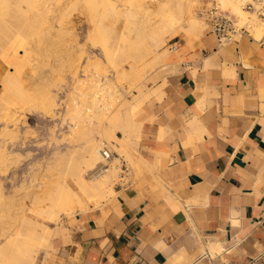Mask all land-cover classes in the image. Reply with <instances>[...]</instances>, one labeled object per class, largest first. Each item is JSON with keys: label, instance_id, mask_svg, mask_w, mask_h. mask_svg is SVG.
I'll use <instances>...</instances> for the list:
<instances>
[{"label": "crops", "instance_id": "obj_1", "mask_svg": "<svg viewBox=\"0 0 264 264\" xmlns=\"http://www.w3.org/2000/svg\"><path fill=\"white\" fill-rule=\"evenodd\" d=\"M184 41L138 116L142 173L42 264H264V32Z\"/></svg>", "mask_w": 264, "mask_h": 264}, {"label": "bare ground", "instance_id": "obj_2", "mask_svg": "<svg viewBox=\"0 0 264 264\" xmlns=\"http://www.w3.org/2000/svg\"><path fill=\"white\" fill-rule=\"evenodd\" d=\"M81 1L83 0H0V85L2 86L0 89V121L3 122L2 127L0 126V170L5 169L8 161L18 159L12 151H15L14 149L19 144L26 143L19 137L21 131L19 126L27 120L20 119L19 116L12 118L16 115L15 112H18L15 110L21 108L20 110L24 111L27 107L30 110L31 104L27 107L24 105L36 99L41 101L45 111L47 109L50 112L56 105L52 91L48 88L47 76H43L44 80L39 82L43 88L38 93L32 90L35 86L32 82L34 73H27L28 70L25 69L31 63L32 41L34 38L38 39L48 34L66 35V37L71 35V28L68 27L69 25L65 26V15L61 11L67 8L68 12V7L71 11L77 9ZM215 2L220 11L234 18L238 26H247L251 34L258 38L263 34L264 17L244 9L241 0H215ZM200 4L201 0H162L155 10L144 8V11L142 8L143 13L133 9L122 13L117 10L111 0H93L87 8L86 17L95 24L94 33L89 31L93 34L91 36L95 37V40L96 37L103 38L104 45L107 47L105 52L109 57L115 54L114 48L111 47L112 39L120 38L121 43L115 51L118 53L123 51L122 53H125L128 58L134 59L128 68L123 71L119 69V72L124 73L146 66L149 61H153L150 62L153 64L160 57L172 60L176 54H172L171 49L167 47L168 41L179 33L185 36L189 45L198 40L203 35L205 24L194 16L193 8ZM54 8L57 10V14L53 12L55 17L51 16V11L56 12ZM71 11L67 13V16L71 14ZM119 16L124 17L125 21L128 20L127 22L130 23L128 35H117L113 26L107 22L112 17L119 18ZM71 21L74 22V20ZM88 30L91 29L88 28ZM150 41L153 43L150 44ZM152 44L155 50L151 47ZM100 67L95 60H88L84 68L87 71L86 78L75 80V92L79 93L78 95L81 96L79 98L86 107L82 108L81 102L76 100V93L73 94V104L69 106V110L74 113L73 119L77 121H74L70 138L76 137V140L80 138V142L69 147L63 154L61 153L70 159V162L66 160L70 165L68 172L66 171L69 177L65 175L66 169L59 174H49V182L45 184L43 182L45 188L40 191L41 193L37 191L38 194L35 192V196L32 195L36 206L51 202L58 209L65 211L66 215H71L76 208L87 211L100 206L106 199L116 195L110 171H115L119 167L115 165L108 171L98 174L103 159L102 146L107 141L121 151L127 150L132 133L139 132L140 134L142 123L138 120V116L145 97L136 104L129 102L130 104L119 106L117 101L120 93L106 78L105 81L102 77L100 78L103 75ZM24 69L27 71L25 72ZM85 85L91 88L90 95L84 92L85 87L83 89V86ZM86 113L88 116L84 117ZM118 130L124 133L123 137L116 134ZM59 158L63 159L62 156ZM3 197L5 195L3 196L0 190L1 203L5 202ZM6 203L4 204L8 206ZM34 212L22 205L15 221L0 228V264H37L40 252L50 247L56 226L49 225L43 220L40 221L39 218L35 219L31 215ZM1 213L4 212L1 210ZM37 214L51 222L58 223L60 220L52 209Z\"/></svg>", "mask_w": 264, "mask_h": 264}, {"label": "rangeland", "instance_id": "obj_3", "mask_svg": "<svg viewBox=\"0 0 264 264\" xmlns=\"http://www.w3.org/2000/svg\"><path fill=\"white\" fill-rule=\"evenodd\" d=\"M92 1L93 0H83L81 1L80 6L77 9H74L72 11L68 7V12L71 11V14H69L68 16H67L68 13L67 8L61 11L65 15L64 17L66 19L65 26L69 25L68 27L71 28V32H72L71 35H67L66 37V35L52 36L48 34L42 36L43 38L42 37L38 39L34 38V40L32 41L31 44L32 52L30 57L31 63H29L30 66L27 65L28 67L26 66L27 68H25L28 71L25 69L24 71L25 72L27 71V73H31V72L34 73V74L32 73L34 75L32 82L33 85L35 86L32 90H34V92L37 93L41 88H43L40 86L41 84L39 82H42L44 80L43 76H47L46 78L49 81L48 88H50L49 90L52 91L51 94L54 96L56 105L54 106V109L50 110V112L47 111V109L45 111L44 110L45 108L43 107V105H41L42 104L41 101L36 99L33 102L24 105L25 107H27V105L30 106L29 104H31V107H29L30 110H28V107L24 111L23 109L21 111L20 110L21 108H17L15 110L18 112H15L16 115H14L12 118H15V116L16 117L19 116L18 118L23 119L25 121L27 120V122L22 123L20 124L21 126H19L21 130L19 133L21 136L19 135V137L21 138V141L24 139L26 143L24 145L19 144L14 149L15 151H12V153L15 156H17L18 159L12 162L8 161V165L4 167L5 169L0 170V190L3 193V196L5 195V197L3 198L7 199V200L4 199L5 201L4 203H6L7 201L6 204H8V206H6L3 203V201L2 203L0 202V228L8 226L13 221H15L16 217L19 216V212L21 210L22 205H24L26 208L29 207V209L34 210L37 213L45 212L49 209H52L60 217L58 223H55L47 220L44 217H41L40 215L38 216V214L35 212L31 213V215L35 219L39 218L38 220L40 221L43 220V222L49 225H52L54 227L56 226L55 245L57 249L53 250V249H48L49 247H46L45 250L41 251L42 253L40 252L38 257L39 260H37V264H42L44 262V259L47 257L48 260L46 263H49L51 259H53L56 256L57 252L59 251L58 242L59 239L64 235H58V227L62 224L66 225L67 222L68 223L73 222L75 216L78 213L86 212L80 210L79 208H76L73 214L66 215L65 211L58 209L51 202H48L42 206H36L37 204L34 203L33 201L34 198L32 197V195L35 196L36 193L38 194V192H40L43 188H45L44 184L46 182H49L48 175L51 173L59 174L60 172H64V170L66 169L65 175L69 177V174L67 172L70 168L69 165L70 159L68 157L63 156L62 154L69 147L80 142V138H77V140L76 137H74V139L73 137L70 138L71 137L70 133L72 128L74 127V121L76 119H73L74 113H72V111L69 110V106L73 104V100H72L73 94L76 93L74 87L76 84L75 80H77L78 78H84V79L86 78L85 74L87 73V71H85L84 68L87 61L95 60L96 63L99 65V67L101 66L100 69H102L101 73L103 75L101 74L102 76H100V78L102 77V80L104 79L103 81L107 79L109 83L113 85V87L117 91H119L120 97L117 101V104L119 106H123L125 104H130V103L133 104V102L134 104H136L140 102V100H143L142 99L143 97H145L144 100L146 101L149 98L157 95L160 91L159 88L161 87L160 85H164L166 81V76L176 71L174 65L170 64L172 63L171 62L172 60H168L164 57H160L155 61V63L151 64L153 61H149V64H147L146 66H141L140 68H136L135 71L132 72L126 71L124 73L119 72L120 70L123 71L124 69L128 68L133 63L132 60L134 59L130 57L128 58V56L125 53H122L123 51L120 53L115 51L116 50L115 48H117L118 44L121 43L120 38L112 39L111 47L114 48L113 50L116 55L114 54L113 57L112 56L109 57V55H107L105 52L107 47H105L104 45L103 38L98 39L96 37L95 40V37L91 36L93 35L92 33H94L95 31L94 28L95 24L90 22L91 20H89L86 17L87 16L86 11L89 4ZM212 1L213 0H201V4L193 8L194 16L205 24V28L203 32L209 30L208 22L206 20L204 11L205 8L208 7ZM111 2H113V4L116 6L119 12L124 13V11L126 10L129 11L133 9L135 11L138 10L140 12L142 11L143 13L145 9L148 10L157 9V7L161 4L162 0H111ZM142 8L143 9L145 8L144 11ZM51 12L52 14L53 12L57 14V10L56 12L54 10ZM52 14L51 16L55 17V15ZM119 18L112 17L107 22L108 24H111L113 26L117 35L119 34L128 35L130 32V28H129L130 23L127 22L128 20L125 21V18L122 16H119ZM71 20H74V22ZM74 26L76 27V29ZM88 28L93 30L92 31L88 30ZM89 31L92 33L90 34ZM183 38L186 39L182 33L177 34L175 37L171 38L168 41L167 47L170 48V45L175 41L179 42L180 40L181 42H183L184 41ZM93 40L95 42H93ZM94 43H98V44H94ZM151 43L153 42L150 41V44ZM151 47L155 50L154 44H152ZM176 51H172V54H175ZM84 87H85L84 92L90 95L91 88L86 85L83 86V89ZM1 88L2 86L0 85V89ZM78 94L79 93H76L77 95L76 100H78V102H81L82 108H85L86 106L83 104V101H81V98H79L81 96H79ZM66 98L68 100H66ZM18 105L17 107H19ZM87 113L84 115V117L88 116ZM24 114L28 118L27 117L25 118ZM96 120L94 121L96 122ZM2 125L3 122L0 121V126L2 127ZM23 132H25V134ZM116 134L120 137L124 136V133L121 130H118ZM139 136H140L139 132L132 133V135L130 136V142H129L130 144L126 151H121L117 148V146L107 141L105 142L119 155L123 156L130 167L129 173H125V172L123 173L120 167L119 160L116 159L114 161L113 166L117 165L119 168L116 169L115 171L112 170L110 172L113 178V187H114L113 189L116 194L118 187L124 186L132 179H136L142 173V169L138 159V152H137V143L139 140ZM61 156L63 157V159L59 158ZM66 160H69V162ZM50 164L52 166H50ZM58 166L60 169L57 168ZM113 166L111 168H113ZM39 183H41L42 185ZM3 198L1 200H3ZM110 198L102 202L100 206H102ZM18 201L22 205L19 204ZM98 207L90 208L87 211ZM1 210L4 213H1Z\"/></svg>", "mask_w": 264, "mask_h": 264}, {"label": "built area", "instance_id": "obj_4", "mask_svg": "<svg viewBox=\"0 0 264 264\" xmlns=\"http://www.w3.org/2000/svg\"><path fill=\"white\" fill-rule=\"evenodd\" d=\"M241 4L244 9L256 12L260 17H264V0H241ZM204 14L208 22V29L215 35L217 43L220 46L235 41L237 37L242 36L243 34H251L247 26H238L233 17L220 11L215 0L205 8ZM178 48V41H175L170 45L172 51H176ZM101 151L103 153V159L98 174L111 169L116 159L119 160L122 172L129 173L130 167L126 159L114 151L107 143L103 144Z\"/></svg>", "mask_w": 264, "mask_h": 264}]
</instances>
